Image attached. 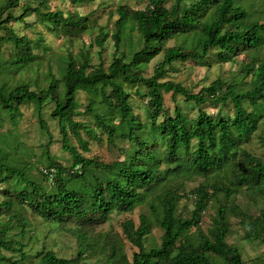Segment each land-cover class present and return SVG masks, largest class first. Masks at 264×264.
<instances>
[{
  "label": "trees",
  "instance_id": "trees-1",
  "mask_svg": "<svg viewBox=\"0 0 264 264\" xmlns=\"http://www.w3.org/2000/svg\"><path fill=\"white\" fill-rule=\"evenodd\" d=\"M65 1L70 6H80L93 0ZM237 2L173 0L166 8L164 0H147L142 10L119 5L109 36L113 52L105 69L101 64L90 66L86 52L78 59L64 57L59 78L47 74L44 88L32 90L25 83L0 84V123L5 116L14 124L20 117L18 109L32 105L39 130L49 138L43 153L46 164L39 175L52 188L49 192L36 185L28 178V169L17 170L3 164L9 155L7 151L0 155V183L11 190L10 194L9 190L4 192L0 201V264H17L12 259L16 254L21 260L25 258L21 238L29 230L25 228V220L12 209L14 204L25 206L45 224L62 226L71 222L76 227L73 259L42 250L33 256L36 264H80L83 255L94 253L95 246L84 228L106 222L112 213H130L141 205L148 207L153 222L162 232L159 244L145 249L147 231L139 216L135 229L130 221L122 225L124 237L136 249L130 260L110 247L102 264H244L239 250L226 244L229 216L239 219L244 240L264 244V208L254 216L240 205L227 204L237 193L252 202H257V197L264 200V162L242 148L264 118V54L259 60L253 56L240 63L232 81L224 83L216 79L195 94L178 83L163 80L175 63L190 61L208 66L206 59L210 58V52L211 59L223 65L234 63L241 52L264 49V21L252 20ZM16 8L17 16L13 15ZM29 16L49 33L69 40L91 29L86 16L51 11L47 0H0V50L5 45L12 50L0 62V75L17 73L39 60L32 50L40 46L41 40L17 36L11 29L14 23L27 27L24 20ZM133 32L137 41L132 47L129 38ZM182 36L193 37L195 47L165 46L169 40ZM107 37L105 29H98L93 42L100 51ZM157 56L161 60L152 74L142 76V70ZM131 86L144 90L141 95L135 93L143 103L142 121L132 113L130 94L125 90ZM77 92H82L87 101L80 113ZM164 94H170L172 102L179 96L181 105L174 104L171 113L167 112ZM47 102L53 105L49 118L57 124L60 148L71 158L67 169L48 153L51 139L42 120ZM210 105L217 108L214 114L204 111ZM226 106H230L231 115L222 112ZM184 107L194 114H188ZM82 115L88 116L91 123L75 121ZM123 126L125 134L117 130ZM81 134L97 143L101 142L100 136H105L109 146L125 140L128 149L124 151V159L103 164L83 158L70 145L73 139L87 153V143ZM3 143L7 150L10 144L16 145L5 137ZM49 169H53L51 182L42 173ZM89 169L85 192L63 187L62 182L82 179ZM222 174L227 177L228 187L215 180ZM192 177H201L202 182L189 195L179 193L174 185ZM219 196L224 202L219 201ZM191 198V209L184 216L178 211L179 202ZM211 202L216 204L214 215L203 233L199 228L201 217ZM14 228L18 232L9 234ZM2 251L10 255L5 257Z\"/></svg>",
  "mask_w": 264,
  "mask_h": 264
},
{
  "label": "rangeland",
  "instance_id": "rangeland-1",
  "mask_svg": "<svg viewBox=\"0 0 264 264\" xmlns=\"http://www.w3.org/2000/svg\"><path fill=\"white\" fill-rule=\"evenodd\" d=\"M237 4L245 9L250 15L252 20L258 22L264 21V0H237ZM173 0H164V6L168 8L172 4ZM23 3V1L21 2ZM147 4V0H93L89 4L80 6H70L65 0H47V6L51 11H70L80 16H86L90 23L91 29L81 34L80 37L74 39H67L61 37L55 33H49L42 25L35 22L33 16L25 18L24 22L27 23V27L23 24L14 23L11 24V29L17 36H26L31 40L39 38L41 40L40 46L32 50L33 54L39 56V60L31 65L27 69H22L17 73L1 74L0 84L5 83L9 86L25 83L30 86V89L44 88L47 74H52L56 79L59 78L62 72V59L67 55L78 59L80 55L88 53L89 65L97 67L101 64L102 68H106L111 59L113 49L111 47V40L109 38L113 28V23L117 19L115 9L117 6H125L130 10H142ZM18 8L13 10V15H18ZM105 29L108 33L107 39L102 44V50L100 51L93 39L97 35L98 29ZM1 35V33H0ZM132 47L137 41V35L133 32L129 38ZM125 46L128 45L125 41ZM196 41L193 37L182 36L175 37L166 43V47L182 46L185 48H194ZM12 50L9 46L5 45L0 50V62L2 59H6ZM264 54V49H260L257 52H241L231 64H219L214 59L213 54L210 52L208 55L210 58L206 59L208 66H198L190 61L179 62L172 65L173 70L167 72L165 81L169 80L174 83H178L191 93H197L202 87L207 86L210 82L218 79L221 82L228 83L232 81L237 75L238 65L240 63H246L253 56H256L257 60L261 59ZM127 55V54H126ZM161 60L160 56L155 57L143 70L142 76L148 77L152 74L153 68ZM245 82L248 78L244 79ZM241 88L246 86L240 85ZM125 90L130 94V103L132 106V113L139 115L140 120H143V113L141 107L143 105L141 99L135 95L142 94L143 89L139 87H125ZM78 102L77 111L80 113L83 107L87 104L86 97L82 92L76 93ZM164 108L167 112L171 113L174 104L181 105L182 99L179 96H175L174 101H171L170 94H164L163 96ZM213 106H206L204 111L208 114H214L217 108ZM53 109V105L50 102L45 103L42 110V120L44 121L47 131L50 135L51 145L48 147V153L53 160L67 169L70 166L71 158L60 148V135L58 134V128L55 121L49 118V113ZM188 114L193 115L194 111H190L187 107H184ZM19 118H16L14 124L4 116L0 123V155H4L6 151L9 155H6L3 164L10 166L11 168L21 170L28 169V178L31 179L40 188L51 191V187L44 183L39 175L40 169L44 168L46 164V158L44 156V146L48 143V136L41 132L37 126V119L32 105H23L18 109ZM222 112L231 115L230 106L222 108ZM75 121H84L91 123L88 116H79L75 118ZM120 133L126 132L125 127H118ZM3 137L6 140H13L15 146L9 145L8 150L4 148ZM83 140L87 143V153H83L75 144L74 140H70V145L73 146L76 151L85 159L96 160L97 162L108 164L114 161H122L125 157L124 151L128 149V144L125 140L115 141L114 146H109L105 142V136H100L101 142L88 140L84 134H81ZM248 153L254 157L259 158L264 162V118L261 120L257 131L251 137L249 142L242 146ZM90 169L86 171L85 176L82 179H72L67 182H62L65 189H74L79 193L86 191L87 181L90 178ZM91 173L93 171L91 170ZM225 174L219 175L217 179L228 187L227 177ZM66 178V177H64ZM202 182L201 177H192L186 180L178 181L174 186L179 193L183 195H189V192ZM208 182H213L212 180ZM233 189V188H232ZM9 188L6 184L0 183V201L3 199L4 192H8ZM11 193V190H9ZM9 199V198H8ZM257 202L239 197L238 193L231 197L227 204L235 203L246 209L251 215L256 216L260 208H264V200L257 197ZM219 201L224 200L219 196ZM192 198L182 199L179 202L178 211H181L184 216H187L191 209ZM216 204L210 203L205 212L202 214L201 222L199 225L200 230L205 233L210 227L211 218L214 215V209ZM15 210L21 219L26 222V230H29L26 235L21 238L23 245L22 253L25 255L24 259H20L16 254L12 259L17 264H36L37 260L33 256L42 251H52L57 257L64 259H73L76 255L77 240L73 235V230L76 228L71 222H66L62 226H56L52 224H45L38 217L33 216L30 211L23 205H13ZM139 216L143 218V224L147 231L144 237V247L148 249L152 244H159V238L162 234L161 230L153 222L152 216L146 205L136 207L130 213H112L108 220L104 223L94 224L91 227L84 228L89 240H94V253L85 254L82 257L80 264H102L106 258L110 247H114L115 250H120L130 260L132 253L136 252L133 247L124 237L122 233V225L126 221H130L135 229L139 223ZM13 225V221H11ZM228 234L226 236V244L236 247L241 255L244 264H264V244L259 241L244 240L243 229L239 224V219L233 216L228 217ZM17 228H14L9 234H16ZM194 233V229H191L190 234ZM194 235V234H193ZM28 236L30 239L28 240ZM19 239L18 237H16ZM104 248V252L101 249ZM5 257L10 255L9 252L2 251ZM4 264V263H2Z\"/></svg>",
  "mask_w": 264,
  "mask_h": 264
},
{
  "label": "built area",
  "instance_id": "built-area-1",
  "mask_svg": "<svg viewBox=\"0 0 264 264\" xmlns=\"http://www.w3.org/2000/svg\"><path fill=\"white\" fill-rule=\"evenodd\" d=\"M77 169V167L75 168ZM42 173L46 176L48 182H51L53 176V169H49L48 171H42Z\"/></svg>",
  "mask_w": 264,
  "mask_h": 264
}]
</instances>
